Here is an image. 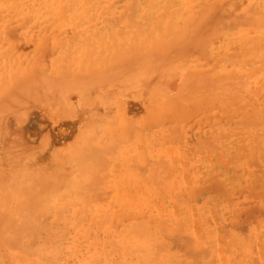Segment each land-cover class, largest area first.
Returning <instances> with one entry per match:
<instances>
[{"label":"bare ground","instance_id":"obj_1","mask_svg":"<svg viewBox=\"0 0 264 264\" xmlns=\"http://www.w3.org/2000/svg\"><path fill=\"white\" fill-rule=\"evenodd\" d=\"M135 1H137V0H135ZM135 1L130 0V2L127 5V8L130 7V12L135 19L134 22H133V20H130L132 17H128V16H130V15H128L129 13L127 14V12H126V14L123 15L124 14L123 11L126 9V8H123L124 10L123 9H122L123 11L121 10V13L123 12L122 13L123 17H121L122 19H121V21H119V26H117L118 28L116 30L117 32H115V30H114V33L110 34V35H113L115 38V40H113V41L110 40V42H109V43H112V46H114L113 42H115L114 44L116 46L113 49L114 52L110 50L108 45H105V48L103 47V50H102L104 53L103 54L102 51L96 47L95 42L92 44L93 46L87 44L88 46L85 45V47H83V45L81 43L80 44L82 46V47L80 46L81 49L83 48V51H86V54L88 53L87 54L88 56H90V55H93V56L91 58H88V56L86 55L87 56L86 59H85L86 56L83 57L84 54L79 56L80 52L82 51L80 49L79 54H76L77 56L75 57V53L78 50L77 49L76 52H74V55H71L73 57L70 56V58H69V56H67L68 58H66V57L61 58L62 60H64V62L62 60L59 61L60 59L55 60V62L57 64L58 63L59 64L55 65L54 64L55 62L53 63L54 65L51 64V65H53L51 70L53 69L55 72L56 71L57 72L53 74V70L51 72H50V70H48L49 74L50 73L53 74L50 78L48 77V79L47 78L44 79L43 76H40L41 72H38L39 74L33 73V75L32 74L31 75H27V74L21 75L20 74V76H19V74H13L10 72L7 73V75H4L5 73H3V72L0 73V246L7 247L9 245V243L7 245V242L9 239H11L10 241H12V243L15 244L16 247L18 246L24 251L27 249H29V250L31 249L32 252H34V251L36 252L38 250L37 252H41L40 254H41V258H42L43 262H41V263L36 262L35 264H49L48 261L56 262V260L58 259L57 256L61 253L59 251L61 246L60 247L58 246L59 247L58 251L60 252L59 254L56 253V249H54V248L52 251H40V249L42 247V243L36 242V238L40 239L38 235H41V238H42V236L46 237L47 235H52L55 227L57 226L56 225L55 227H53L54 223L52 220H51L52 223H51V221H50V223L48 222L49 225H44L43 216H46L47 218H50V219H54V218L56 219L57 217H60V216H63V214H66L67 211H72V214L75 216L77 214L81 215L80 211L86 212V210H85L86 207H85V204L83 206H80L79 202H82L83 200H84L83 202H85L86 198H88V195L90 197V194H87L89 189H90L89 191H91V189L97 188V187H95V185L97 186V185H99V183L100 184L104 183V182L101 183L99 180H98L99 181L98 182L95 179L96 174H94L95 176L93 175L94 172L98 173V172H100V169H101L99 167V170H98V166H101V165H97V164H99V162L97 164L93 163L95 158L96 157L99 158L101 156V154L98 156V154L95 153L96 155L94 154L95 156H94L93 161L91 158L92 150L99 148V146L97 147V145H95L97 142L96 143L94 142V141H98V138H96L97 140L93 139V141L89 140L88 136H90V135H88V134H91V133L86 130L88 132V134H86L85 136L88 135L86 137L88 139L82 140L85 137V136L83 137L84 133H87L86 131L83 132V130L85 128V123L87 121H89L90 119H92V117L90 115L93 114L94 109L91 111L88 109L87 112H89V114H88L89 116H87V113H85L87 116L86 122L85 121H82L83 123L81 122L80 118L82 116L80 115L81 117L79 118V120H80L79 125L81 123H82V125L80 127L75 126L78 129L77 128L73 129V132L75 131L74 133H76L77 130L78 131L80 130L83 132L82 133L79 131V134L77 133L79 135V136L77 135L79 137V138H76L77 141L72 138L73 136L70 137L71 135H69L71 140L69 141V139H70L69 138L68 139L69 142H68L63 137L61 140H59V139L58 140L61 142L64 139L66 142L63 140L61 143L56 139V137H51L50 134H48V132H46L47 128L46 129L44 128L46 131H44L43 134H40L39 135L40 137L30 136L28 134V132L26 134V131H34V133H35L36 131H39L41 128H43L42 127L43 125L41 124V122H43L42 121L43 117L40 118L38 115L34 114V113H37L39 110H46L45 112H47V115L50 117L54 116V114H55V115L59 116V118H63L62 115L64 113H61V112H65L68 109L69 110L72 109V110H70V112H68L69 110L67 111V113L65 112V116H68V113H69V115H70V113H74L73 110L75 108L73 107V103H72L73 99H75V100L78 99L77 102H79L78 103L79 105L81 102H85L86 105H88L87 102L88 103L90 102V104H91L92 99L89 101V97L91 95L92 88L97 87L99 85L107 87V85H105L106 83L104 81H105V79L106 80L108 79L109 81H111V83H109V81H107L108 87L107 88L102 87V88H104V90H106L112 84V80H114L115 82L118 81L119 87H117L118 90L116 89L115 94L117 95L116 92L118 91L119 96L117 95L118 96L117 97L114 94V92L112 91L113 92L112 95L114 97H117V99H116V98H113V96H112V99L114 101L117 100V102L115 101V104H114L115 107L113 105L112 106L116 109V111L114 109V111L117 113V117H115V118L116 119L118 118V119L116 120L114 118V116L112 115V118H114L112 120L115 121V123L117 122L116 124H118V125H116L115 123L114 124L118 127V131L117 130L115 131L114 130L115 128H113L112 125L110 126L108 124L111 120H109V122H108V120L106 119L107 116H105V113L107 112V114H108V111L110 110V108L105 113H103L105 111V108L101 110L102 112L100 111L101 113H103L102 115L100 114L101 116H103L102 118H104V116H105V119H106V120L104 119L103 121L108 122L106 124V126H110L109 127L110 129L113 128L110 131H109V129H106L107 131H105V130L104 131L107 133L109 132L110 134L113 133L114 131H115L114 133H116L113 136L111 135L112 137H114V139L112 138L114 141L116 139L115 138L116 136H117L118 140L124 139L126 137V135H124L123 132L127 129L130 130V128L133 127V126L131 127V125L133 123H131V125H130V122H135L134 123L135 127H138L140 129V131L135 130L136 134H134V136L137 138V144L140 142V140H144L143 144L141 141L143 153L151 156L152 151H154L151 148H153V149L155 148V150L157 148V147H152L153 146L152 143H156L157 141H156L155 135H150L149 133H147V130H146L147 127L145 128V125L147 126L146 122H149L148 119H150V121H151V119H154L158 115H159L158 117H161L164 115V117L167 119L169 118V120H170V118L171 119L175 118V120L178 118V121L176 120L175 122H180L179 119L180 120L182 118L184 119V117L187 115V114L185 115V111H186V109H188L187 107H194L195 108L197 106L198 110L194 109L193 112L194 111L196 113L200 112L201 114L203 113V115H204L203 118H199V121H198L199 123H201L203 121H204V123H207V122L211 123L212 122V124H214V125L216 124V126L218 127L219 122L225 121L229 124H230V122L231 123L233 122L232 125L230 124V126H232V128L230 127L231 130L228 126L229 124L227 125V123H225L223 126H221V125L220 126L222 127V129H224L225 128L224 126L227 125L228 126V127H226L227 131L230 130V132L229 131L228 132L232 136L236 135L238 139H239L238 135L241 134L240 140H237V142L235 141L236 142L235 146L237 145V150L243 151L242 152L243 154H245L244 152H246V156L248 154H251V152H253V149H257L256 153H258V155L260 157L263 155L261 153H264L263 147L257 146L254 142L255 140L253 141L251 139V136L248 135L249 138L252 140L251 141L247 136V133L250 132V131H248V129L250 128L249 124H247L248 121H253L254 123L256 122L260 126L261 130L264 132V87L260 88L261 84H264L261 82V81H264V0H260V1L257 0L259 3L256 5V7L254 6L255 7L254 10H251L253 12L249 11V8H248V12L246 11L244 13V15L241 16L243 19H248V21L251 24V25L249 24L250 28H247L246 27L247 25L244 26L243 25L244 20L241 17H239L240 19L238 18V21L241 22L243 26H242V28L237 27V28H239V29H236L237 31H233L231 29V26H234L237 23V18H233L236 13L234 12L235 14H233V17L227 19L228 21L227 20H226V22L224 21L225 23L223 21H221L220 15H221L222 9L217 12V10L219 8H221V6H220L221 1L219 2L218 0H197V1L195 0L198 4L197 9L200 10V12H197L196 10H193V11H195L199 14L195 16L196 13H193V11L189 10L192 12V14H194V16H192L188 11L185 10L186 12H188V14H190L189 19H188V16L185 15L187 18L186 19L185 16L183 17L180 15L181 12H184V9H185L184 8L181 12H179L180 14H178V17H177V19L180 18L182 21H176L177 19H175L174 22L170 21V22H172L171 24H169L167 22V21H169L168 18H171V20H173L174 17L169 16V14L166 15L165 9L169 10L172 7H175V5L169 7L168 3L171 2L170 4H172L174 1H178V2H180V5H182L183 2H185V1L189 2L192 0H150V3H153L152 6H150V5L143 6L142 5V7L139 10H137V9L134 10L133 8H131V7H133L132 5L136 6ZM134 2H135V4H133ZM158 2L162 3L161 8H160V6H159V8L157 6L154 9V7H153L154 4L156 5V3H158ZM229 2H230V0H229ZM139 3H140V1H139ZM177 5H179V4H176V7H177ZM191 5H190V7H191ZM247 5H248V3H247ZM247 5H244V8L247 7ZM253 5H255V4H253ZM135 6H134V8H135ZM137 6H136V8H137ZM125 7H126V5H125ZM194 9H196V8H194ZM153 10H155V12H153ZM174 10L176 11V9H174ZM127 11H129V10H127ZM241 11H244V10H240V12ZM169 12H170V10L168 11V13ZM228 12L230 13V11H228ZM240 12H238L236 15H238ZM134 13H136V14H134ZM173 13H174V11H173ZM226 13H227V11H226ZM162 14H163V16H162ZM171 15H173V14H171ZM175 15H177V13H175ZM240 15H241V13H240ZM191 17L193 19H191ZM164 19H166V21ZM236 26H234V27H236ZM238 26H239V24H238ZM168 29H169V31H168ZM220 37L221 38L225 37V38H222L225 40V43L222 46L216 47L214 45V42H216L215 40H217V38H220ZM192 52L194 53L193 54L194 59H191ZM82 53H84V52H82ZM109 53L112 54L111 57H110ZM115 53H116V55H115ZM208 53L211 56L208 55ZM103 55H105V56L107 55L108 58H107V61L100 64L99 60L101 59V61H103V59L106 58V57L104 58ZM101 56H103L102 57L103 59L101 58ZM198 56H200L203 59L206 56L208 57L207 59H209V58L212 59L211 63L213 64V66L211 68L207 67L205 65V63L202 62L204 60L198 59L199 58ZM215 56H219L220 58L219 59H218V57L215 58ZM61 65L63 68L61 67ZM63 65H66V68ZM67 66H69V67H67ZM70 66L73 68H71ZM56 67H58L57 68L58 70H55ZM38 70L41 71V69H38ZM43 72H45V71L42 70V73ZM12 74L15 76H13ZM258 74H260L259 77H257ZM1 76L4 78H2ZM8 76L10 77V79ZM107 76H109V77H107ZM5 77H8V78H5ZM111 78H112V80H111ZM101 83H104V84L102 85ZM114 87H113V89H114ZM256 87H258L260 90V92L258 93V96L256 94H252V96H251V90L256 88ZM96 89L94 92H96ZM109 89H111V86ZM109 89H108V91H109ZM97 92H100V93H98V95L102 94V91L97 90ZM149 93L151 94V96L149 97V100H148V99H146V97H147L146 95ZM252 93H254V92H252ZM253 96H255V97H253ZM91 97L95 98V93ZM110 97L108 96V98H110ZM144 97H145L146 101L147 100L149 101V102L147 101V104L150 102L151 103L145 106V104L142 103L144 101ZM100 98H102V97H99V100H100ZM105 99L108 102V99L107 98H105ZM112 99L110 98L111 101H113ZM55 100H57V101H55ZM59 100H61L62 102L65 101L63 103L61 102V105H62L61 109L59 106H57L58 103L60 102ZM95 100H97V99H95ZM95 100H93V104H94ZM110 100H109V102H110ZM146 101H145V103H146ZM100 102L101 101H99V103ZM55 103H57V104H55ZM65 103H66L67 107L64 106V108H63V104L65 105ZM70 103L72 104L71 106H70ZM90 104H89V107L91 109L92 106ZM102 104H101V106L99 104L100 108L104 107V103H102ZM79 105H77V108H79ZM109 105L110 104L108 103V106ZM227 105H230L229 107H231V109L227 108L228 107ZM52 106H53V111H52V114L49 115L48 111H49V113H51V110H52L51 107ZM56 106L60 109V110L59 109H57V110L60 111V112L58 111V114L59 113L62 114L61 115L62 117L60 116V114L59 115L57 114V111H56V113H54V111L56 110L55 109ZM80 106H82V103ZM106 106H107V104H106ZM143 106H144L145 111L143 109ZM233 106L236 108L233 109ZM62 109H65V111H63ZM80 109H82V108L80 107ZM191 109H193V108H191ZM213 109H215L214 112H212ZM196 113H194V115L197 116ZM85 114H83V115H85ZM71 115H73V114H71ZM71 115L68 116V118L70 117L71 118L70 120H73L74 118L71 117ZM147 115H150L149 116L150 118L147 119ZM152 115L155 117L151 118ZM43 116H45V115H43ZM57 116H55V117H57ZM55 117H54V119H56ZM88 117H91V118L88 119ZM158 117H156V118H158ZM47 118H48L47 122L50 121L49 123L51 124V122H52L51 118L50 119H49V117H47ZM98 118H99L98 120L101 121V123L95 122V121H94V123H96V124L100 123V124H98L97 128H100V130H101V128L104 129L105 127L102 124L106 123V122H103L101 117L98 116ZM93 119H94V116H93ZM186 119H185V121H187ZM200 119H202V120L200 121ZM60 121H61V119H60ZM66 121H67V119H66ZM92 121L93 120H90L86 124L90 125L92 123ZM72 123H74V120ZM181 123L183 124L182 121H181ZM59 124H57L58 127H59ZM96 124H93L94 126L91 124V126H92L91 128H95ZM219 124H221V123H219ZM245 124H247L249 127ZM48 125H47V127L49 128L50 126H48ZM69 125H70V123H69ZM99 125H102V126L99 127ZM115 125H114V127H116ZM211 126H213V125H211ZM251 126L253 127V124ZM58 127H57V129L61 130V128L60 127L58 128ZM82 127H83V129H82ZM88 127H90V126H88ZM88 127L86 126V128H88ZM217 127L214 126V128H216V129H217ZM242 127H248V129H245V132H244ZM106 128H108V127H106ZM209 128H208V133H209ZM219 128L220 127H218V129ZM123 129H125V130L123 131ZM199 129L202 130V128H199ZM216 129L214 130L212 127V130L216 131ZM218 129H217V131L221 132L222 129L221 130H218ZM58 130H57V132H58ZM163 130L167 131V129H165V128L164 129L162 128L161 131L163 132ZM210 130H211V128H210ZM212 130L210 131L211 133L213 132ZM224 130H226V129H224ZM40 131H42V129ZM66 131H65V134H66ZM92 131H93V129L91 130V132ZM127 131H125V132L127 133ZM141 131H142V135H141ZM170 131H172V129H170ZM170 131L169 130L167 131L166 136H163V135H165V133L163 135H161V138H164L165 141L167 140V142L169 141L167 144H169L170 140L173 139L172 135H176L177 137H180L176 134V132H175L176 130L172 131L171 132L172 134L169 133ZM204 131L203 132L201 131L203 136L205 133ZM143 132H144V134H143ZM162 132H161V134H162ZM206 132H207V130H206ZM220 132H218V134H221V135L223 134V136L224 135L227 136V134L229 135L228 132H227V134H225L226 133L225 131H224L225 133H222V132L220 133ZM80 133H82L83 135L81 136ZM214 133L217 136V134H216L217 132H213L212 134H214ZM255 133H257V132H255ZM71 134L74 135L73 133H71ZM158 134H160V132H158ZM168 134L171 136H168ZM212 134L210 135V133H209V138H210V136L212 139L217 138L216 136H212ZM260 134H262V133H260ZM156 135H157V133H156ZM179 135H180V133H179ZM206 135H208V134H206ZM80 136H81V138H80ZM187 136H188V134L187 135L185 134V137H187ZM192 136L194 137V135H192ZM241 136H242V138H241ZM141 137L143 139H141ZM183 137L184 136H182V139H183ZM196 137L199 138V136H195L194 140L196 139ZM92 138H95V136H93ZM158 138H160V137H158ZM166 138H168L169 140ZM232 138H234V137H232ZM109 139H111V138H109ZM175 139L176 138H174V140ZM73 140H74L73 143L76 142L75 144L77 145V146L74 145L75 147L72 146ZM183 140L186 141L185 139H183ZM199 140H200V138H199ZM206 140L208 141L209 139H206ZM216 140H219V139L217 138ZM57 141L59 142L58 143L59 146L55 145V144H57ZM86 141L87 142L90 141L91 144L95 143L94 145L96 147L92 145L94 147V149L89 148V146L90 147H92V146L90 145V142H89V144H87ZM153 141H155V142H153ZM161 141H163V140L161 139ZM175 141L179 142V139L177 138ZM227 141H230V140H227ZM176 142L172 141L170 144L176 143ZM252 142H254L255 148L253 147ZM62 143H64V146H65V144L70 143L69 144L70 148H69L68 144L66 145V146H68L67 147L68 150L66 149V146L61 147L62 145L60 146V144H62ZM119 143L122 144L123 142L119 141ZM135 143L136 142L134 141L133 147H134ZM214 143H216V142L214 141ZM214 143L207 144V145L211 146ZM78 144H81V147L78 146ZM85 144H87L89 146L87 147V145H85ZM120 144L117 143V145H118L117 149H119L122 146ZM170 144H169V146L166 145L168 147L164 146L165 147V149H164L165 158L164 159L170 160L169 158L173 154V151H172L173 149L172 150L169 149V147L171 148ZM185 144H186V142H185ZM197 144H199V143L196 142V145ZM83 145H85L86 148H88V149L84 148ZM111 145L115 146V144L113 145V143ZM181 145H182V143H181ZM190 145H189V147H190ZM105 146H103V147H105ZM128 146L129 145H127V147H126L127 149H128ZM154 146H155V144H154ZM59 147H60V149H59L60 151L63 150V148L66 150L61 151V152H59V151L56 152V150ZM77 147H80L79 149H81V152H79L80 150L79 151L77 150ZM116 147L117 146H115L114 148H116ZM187 147H185V149ZM194 147H195V145H194ZM211 147H213V146H211ZM114 148H113V150H115L116 154H117V149H114ZM121 148H124V147H121ZM182 148H183V146H182ZM197 148L195 147V149H197ZM227 148H228V145H227ZM229 148H230V146H229ZM99 149L101 150V148H99ZM130 149H131L130 156H129V154L126 155V153H125L127 151L126 149H124L125 152L122 150H120L121 152H119L120 153L119 155L121 157H124V156L126 157L125 161H122V162H125L126 166H127L128 162L132 163L131 162L132 160L137 161V159H141V157H142V156L140 157V154L138 153L139 150L138 151L135 150V147L133 150H132V148L129 147V150ZM227 150H229V149H227ZM157 151L159 152V149H157ZM116 154L114 152V155H115V157L113 156L114 158H116ZM183 154H184V151H183ZM141 155H143V154H141ZM145 156L146 155H144V160L142 162L143 164L140 162L142 167L147 166V162H145V161H149ZM252 156L250 155V158ZM108 157L109 156H105V158H107V159H108ZM110 157H111V155H110ZM117 157H119L118 154H117ZM250 158H248V159H250ZM111 159H113V158H111ZM117 159H120V158H117ZM121 159H120V162H121ZM156 160H154L155 164L157 163ZM100 161H101V159H100ZM151 161H152V159H151ZM163 161L165 162L166 160L160 161V159L158 157V163L159 162L163 163ZM101 162H100V164L103 163V162L102 163ZM113 162H116V160H114ZM144 163H146V165ZM149 163H150V161L148 162V164ZM243 163H244V160H243ZM105 164L107 165V161L104 163V165ZM117 164H118V162L114 163V165H117ZM140 164H139V162H137V164L135 166V170H136V167ZM157 164H156V167L155 166H152V167L156 169ZM170 164H171V162L169 163L168 169H171ZM246 164H247V161L244 163V165H246ZM93 165H94V167L96 166L95 170H98V172L94 171L92 173V171H90V166H91V168H94V167H92ZM150 165H151V163H150ZM128 166H129V164H128ZM141 166H138V167L140 168ZM166 166H167V164H166ZM113 167H116V166H113ZM117 167H119V169L121 170L120 172H122V170H123L124 174H122V175L117 174L115 179L111 183V190L114 189L113 194L115 196H118L119 194H121L120 193L121 187H125V189L127 190V191H125L126 193L131 192L133 190L136 191L135 188L138 186H139L138 189L141 190L140 185H142L144 187L142 189V192L139 191V193L141 192V194H142L143 191L145 190L144 194L146 196V199L144 200V203H147L146 201L150 200V198H151L150 194H151V190L153 189V187L156 185H159V184L161 186V183H160L161 181H157L155 179H158L160 177V174L162 175L163 173H165V174L168 173V172H166L167 169L164 168L165 172L163 170L162 173H160L161 172L160 171L159 172L160 174H158L159 175V177H158L155 169H152V171L154 170L152 172L151 168H150L148 170V173H147V172H145V169H146V167H145L144 168L145 173L143 172L142 174L143 175L147 174V177H146V179H145V177L142 179L139 176V174H134L131 172V170L133 171L134 166L132 167V169L130 167V169H131L130 171H129L128 167H126V169L122 168V166H119V165H117ZM172 167H173V165H172ZM106 168L108 169L110 167H106ZM172 169H174V168H172ZM108 170H110V169H108ZM161 170H162V167H161ZM102 171H103V173L105 172L104 170H101V174H102ZM108 174H110V172ZM155 175L158 178H156ZM105 176H103V177H105ZM110 176H112V175H110ZM99 178L97 176V179H99ZM102 181H103V179H102ZM156 181L159 184L155 183ZM106 182H107V178H106ZM92 186H94V187L92 188ZM98 188H101V187H98ZM96 190H95V193H97ZM119 190H120V192H118ZM162 190H164V189H162ZM86 191H87V193H86ZM91 192H93V190ZM125 192H124V194H126ZM136 194H138V193L136 192ZM84 195H86L87 197ZM76 196H78V197L83 196V199L79 198L80 200H77L78 199L77 198L76 199L77 201L75 200V202H74L73 199ZM92 196H93V194H92ZM94 196H96V195L94 194ZM97 197H95V198H97ZM104 197H106V195ZM69 198H72V200H71V202L73 201L72 203L70 202ZM131 198H133V197H131ZM90 201L92 202V200H90ZM87 203L89 204V200ZM78 204L80 207H77ZM67 205H68V207L66 208ZM75 205H76V207H74ZM103 209H104V207H103ZM100 210H101V208H100ZM97 211H99V210L97 209ZM109 211H110L109 209L105 210V214L103 213L104 217L102 218V216H100L99 222H101V218L106 220L107 217H110ZM82 214H83V217L85 215L88 216L87 213L84 215V212H82ZM108 214H109V216H107ZM99 215L100 214L98 212V217H99ZM70 216H72V215H70ZM96 216L97 215H95V217ZM90 217H91V219H93L92 217H94V216H90ZM71 218H74V217H71ZM80 219L82 220L81 217H80ZM86 219H87V217H86ZM109 219L110 218H108L107 221H110ZM94 220H95V218H94ZM79 221L75 220L74 222L78 223ZM97 221L98 220H96V222ZM57 222H59V221H57ZM83 222H86V221H83ZM65 223H64L65 224L64 226H66V225L69 226L67 224V222H65ZM110 223L111 222H109V224H108V222H107L108 226H106V221H105V224L104 225L102 224L103 228H101V230L104 229V226L111 229ZM55 224H56V222H55ZM84 224H85V226H87L86 223H82L83 226H84ZM92 225H93V222H92ZM99 225H101V224H99ZM64 226H61V227H64ZM72 226H74L73 228H76V227L78 228L79 223H78V226H75L74 224ZM66 229L67 228H65V230ZM79 229H81V228H79ZM97 229H100V228L98 227ZM70 230H71V228H70ZM85 230H88V229H86V227L85 228L83 227L82 231L84 232ZM57 231H59V230H57ZM62 231H63V229H62ZM62 231H59V232L62 233ZM123 231L125 232V230H123ZM75 232H76V230H75ZM131 232H132V230H127V235L131 234ZM54 233H57V232H54ZM120 233L121 232H119V235H118L119 238L116 239L115 241L112 238V241H114V242L113 243L111 242V243L113 245L111 243H108V242L106 244V246L108 247L109 250H115L116 252H119L117 260L115 258H112V260L115 259L117 261V264H129L128 261L133 260V259L135 260L136 264H159L158 262L154 263L155 257L152 256L153 253L151 254V256L148 255L147 257H145V256L143 257L142 255L138 256L139 254L135 252L136 251L135 247L137 246L136 240L135 239L125 240V238H128L127 235L123 234V233L120 235ZM59 234H53V235H59ZM28 236L33 238V240L31 241V239H27L28 243L30 240V243L26 244L24 239L28 238ZM109 236H107V237H109ZM62 237L63 238H61V239H65V237H67V236H65V237L62 236ZM88 238H89V236H88ZM50 239L54 242V240L52 238H50ZM61 239H60V241H61ZM70 239L71 238H69V240ZM66 240H68V239H66ZM41 241H42V239H41ZM63 241H65V240H63ZM150 241L151 240H149V243H150ZM55 242H56V240H55ZM49 244H47V245H49ZM57 244H59V243H57ZM94 244H96V242H94ZM43 245H45V244H43ZM65 245H67V244L64 243L63 246H65ZM69 245H70V243H69ZM110 245H111V248L109 247ZM34 246H36V248ZM49 246H51V245H49ZM49 246H47V247L49 248ZM14 248L15 247H13V249ZM149 248L147 249V252L150 250ZM51 249H52V247H51ZM103 249L101 248V250H103ZM108 249L105 247V249L102 251V253L103 252L104 253L103 254L101 253L102 257L100 256V258H102L104 260V264H106L108 262L107 257L111 254L110 253L108 255ZM154 249H155V247H154ZM154 249L152 248V250H154ZM3 251H5V250H3ZM6 251H7V248H6ZM115 251H113V252H115ZM30 253H31V251H30ZM154 253H155V251H154ZM32 254H34V253H32ZM2 255H5V254H2ZM61 255H63V254H61ZM70 255H71V252H70ZM94 255L96 256V253ZM113 255H114V253H113ZM38 256H40V255L38 254ZM31 257H33V256L31 255ZM36 258H38V257L36 256ZM93 258H95V257H93ZM100 258H97V260L99 259V261H100ZM0 259H2L1 255H0ZM42 260H40V261H42ZM60 260L62 261V258ZM88 260H90V259L88 258ZM24 262L25 261L23 259V264H24ZM3 263L4 264L6 263V258L3 259ZM113 263L115 264V262H113ZM14 264H21V263L14 262ZM51 264H53V263H51ZM61 264H63V263H61ZM87 264H93V263L88 262ZM95 264H97V262ZM98 264H100V263H98ZM130 264H132V263H130Z\"/></svg>","mask_w":264,"mask_h":264},{"label":"rangeland","instance_id":"obj_2","mask_svg":"<svg viewBox=\"0 0 264 264\" xmlns=\"http://www.w3.org/2000/svg\"><path fill=\"white\" fill-rule=\"evenodd\" d=\"M139 1H140V3H139ZM196 1L195 0H192L189 2L185 1L186 3L183 2L184 4L182 3V5H180V2H178V1H174V2L172 1L173 2L172 4H170L171 2L168 3L169 7H171L173 5H175V7H172L171 9H169L171 13L170 12L168 13L169 10L165 9L166 15L169 14V16L174 17V19L172 18L173 20H171V18H168L169 21H167V22L169 24L174 22V20L177 19L178 14H180L179 12H181L184 8H185L184 12H181L180 15L183 17L186 15V16H188V19H189L190 14L192 16H194V14H192L191 11L196 10L197 12H200V10L197 9L198 4ZM218 1L219 2L221 1V3H220L221 8H219L217 10V12L222 9L220 17H221V21H223V22L224 21L226 22L227 19L233 17V14H235V13L237 14L238 12H240V10H244V11L240 12L241 15L239 13L238 14L239 16L235 14L233 17V18H237V23L239 24V26L236 23L237 26L236 25H234L236 27L231 26V29L233 31H237L236 29L242 28L243 25L244 26L247 25L246 27L250 28L251 24L248 21V19H243L241 16H243L246 11L248 12V8H249V11L254 10L256 5L259 3L258 1H260V0H258V1L257 0H230V2H229V0H218ZM129 2H130V0H0V73L3 72V73H5L4 75H7V73L10 72L13 74H19V76H20V74L21 75L22 74H24V75L25 74H27V75L32 74L33 75V73L39 74L38 72H41L40 76H43L44 79H46V78L48 79V77L50 78L54 73L57 72V71L55 72L52 69L53 74L52 73L49 74V71H48V70H50V72H51L52 66L54 64L55 65L57 64L55 62V60L60 59L59 61H61L62 60L61 58H64V57L68 58L67 56H69V58H70V56L74 55V52H76V50L78 49L77 52L75 53V57H76L77 56L76 54H79V51L82 47L80 45L81 43H82L83 47H85V45H87V44L93 46L92 44L95 42L96 47L98 49H100L101 51L103 50V47L105 48V45H108L110 50L113 51V49L116 46L114 44L115 42H113L114 46H112V43H109V42H110V40H112V41L115 40V38L113 35H110V34L114 33V30H115V32H117L116 31L118 28L117 26H119V21H121V19H122L121 17H123L122 13L124 12L123 15H125L126 12H127V14L129 13L128 15H130V16H128V17L133 18V19L131 18L130 20H133V22L135 20L134 17L132 16L131 12H130V7L127 8V5ZM135 2H136V6L138 4L139 5L137 6V8L135 5H132L133 7H131V8H133L134 10H136V9L139 10L142 7V5L143 6H146V5L152 6L153 5V3H150V0H137ZM135 2L133 4H135ZM158 3H156V5L154 4V6H153L154 9L157 6H158V8H159V6L161 8L162 3H159V4ZM247 3H248V5H247ZM176 4H179V5H177V7H176ZM253 4H255V5H253ZM125 5H126V7H125ZM190 5H191V7H190ZM244 5H247V7L244 8ZM134 6H135V8H134ZM123 8H126V9L124 10ZM194 8H196V9H194ZM174 9H176V11ZM121 10L123 11L122 13H121ZM127 10H129V11H127ZM185 10L188 11L190 14H188V12H186ZM189 10H191V11H189ZM173 11H174V13H173ZM226 11L228 14L226 13ZM228 11H230V13ZM153 12H155V10H153ZM197 12L193 11V13H196L195 16L199 14ZM251 12H253V11H251ZM175 13H177V15H175ZM134 14H136V13H134ZM171 14H173V15H171ZM162 16H163V14H162ZM186 16H185V18H186ZM239 17H241L244 20L243 25L241 22L238 21ZM179 19L180 18H178L176 21H182L181 19L180 20ZM191 19H193V18L191 17ZM164 20L166 21V19H164ZM170 21H172V22H170ZM237 27H239V28H237ZM168 31H169V29H168ZM222 38H225V37H222ZM222 38L220 37V38H217V40H215L216 42H214V45L216 47L224 45L225 40ZM81 50L82 51L80 52L79 56L84 54L83 57H85L88 53L86 54V51H83V48ZM82 52H84V53H82ZM102 53H103V51H102ZM193 54L194 53L192 52L191 59H194ZM107 55L106 56L103 55L104 58L106 57L105 59H103L102 58L103 56H101L103 61H101V59H100L99 60L100 64L107 61V58H108ZM111 55L112 54H110V57H111ZM115 55H116V53H115ZM208 55H210V54L208 53ZM87 56L85 57V59L87 58ZM92 56L93 55H90V56H88V58H91ZM71 57H73V56H71ZM198 57H199L198 59H203L200 56H198ZM217 57H218V59L220 58L219 56H215V58H217ZM207 58H208L207 56L204 57L203 60L205 62L204 61H202V62L205 63V65L207 67L211 68L213 66V64L211 63L212 59H210V58L207 59ZM62 61L64 62V60H62ZM51 64H53V65H51ZM63 66L66 68V65H63ZM61 67H62V65H61ZM67 67H69V66H67ZM57 68L58 67H56L55 70H58ZM71 68H73V67H71ZM38 69H41V71H39ZM42 70L45 72L42 73ZM13 76H15V75H13ZM259 76H260V74H258L257 77H259ZM8 77H5V78H8ZM107 77H109V76H107ZM2 78H4V77H2ZM9 79H10V77H9ZM111 80H112V78H111ZM107 81H109V80L105 79L104 82L106 83L105 85H107V87H108ZM261 82L264 83V81H261ZM109 83H111V81H109ZM101 84L103 85L104 83H101ZM110 86H111V89H109ZM110 86L108 88L109 91H108V89L104 90V88H107V87L101 86V85L97 86L98 88L97 87L92 88L93 92L91 91V95L89 97V101L92 99L91 104H90V102L89 103L87 102L88 105H86L85 102H81L82 106H83L82 107V106H80L81 103H80V105L78 104L79 103V102H77L78 99H76V100L73 99L72 100L73 102L71 101L73 103V107L75 108L73 110L74 113H70V115L73 114L75 116L74 117L73 115H71V117L74 118L73 119L74 123H72L73 120H70L71 119L70 117L68 118V116H70L69 113H68V116H65V112L67 113V111L69 109L66 111H65V109H62L63 111H65V112H61V113H64L63 115L59 113L60 116L61 115L63 116V118H59V116H57L55 114H54V116L50 117L47 115V112H45L46 110H39L37 113H34V114L38 115L40 118L43 117V119H42L43 122H41V124L43 125L42 126L43 128H41L42 131H40L41 129L39 131H36L35 133H34V131H26V134L28 132V134L30 136L40 137L39 135L43 134V132L46 131L45 129L47 128L46 132H48V134H50L51 137H56L57 140L58 139L61 140L64 137V139H66L68 141V139L73 136L72 138L77 141L76 138H79L78 134H79L80 130L79 131L77 130L76 133H74L75 131L73 132V129L80 127L83 123L82 121H85V122L87 121L86 117L89 116L88 115L89 112H87L88 109L90 111L93 109L95 110V111L93 110V114L90 115L92 117V119H90V120H93L92 123L91 122L90 123L93 125V124H96V123H94V121L101 123V121L98 120L99 119L98 116L102 118L103 116H101V115L103 113H105L106 111H108V109L110 108V110L108 111V114H107V112L105 113V116H107L106 119L108 120V122H109V120H111V121L108 123L107 121H103L105 119V116H104V118H102V121L106 122V123L102 122L103 123L102 125L105 127V128L103 127L104 129L101 128V130H100V128H97L98 124H100V123L96 124V126H95L96 129H95V128H91L92 126L90 123H89L90 125L86 124L90 120L87 121L86 123L84 122L85 128H84L83 132L87 130L92 135L95 133L93 135V136H95V138H92L93 136L91 134H88L87 131H86L87 133H84V135L82 134L83 132L80 131V132H82V133H80V135L81 136L83 135V137L86 134L90 135L91 137L87 135L89 140L93 141V139L97 140L96 138H98V141H94L95 143L97 142L96 144L95 143L91 144L90 141H88V142L86 141V142H87V144H89V142H90L91 146L97 145V147L99 146V148H101V150L99 148L92 150V156L90 155L92 158V161H93L94 156L96 154H98V156L101 154V156H100L101 158L100 157L99 158L101 159V161L103 163L97 157L93 161V163L97 164L99 162V164H97V165H101V166H98V170H99V167L101 168L100 172H98V170H95V167H96V166L94 167L95 164L92 166L94 168H91V166H90V171H92V173L94 171L98 172V173H95V172L93 173V175L96 174V176L94 175L96 177L95 179L97 181L99 180L101 183L102 182H104V183H102V184L99 183L100 186L95 185V187H97V188H93L94 186H92L93 189H91V191L93 190V192L89 191L90 189L88 190V193L86 191L87 194H90V197L88 195V198H86V201H85L86 203L83 202L84 200L82 202H79L80 206H83L85 204V207H86L85 208L86 212L80 211L81 212L80 214L82 216L78 215V214H77L78 216L77 215L75 216L72 214V211H67L66 214H63V216H60L62 219L60 217H57L56 219L55 218L50 219V218H47L46 216H43L44 225H49L50 221L52 220L54 223L53 227H55L56 225L57 226L55 227L52 235L46 236L47 238L44 236H42V238H41V235H38L40 239L36 238V242L42 243V247H43V248L41 247L40 251H52L54 248V249H56L57 254H59L61 252L59 254L60 256L59 255L57 256L58 259L56 260V262L58 264H61V263H63V264H87L88 262L93 263V264H95L96 262H97V264L98 263L104 264V260L102 258H100V256L102 257V254L104 253V252L102 253V251L105 249V247L108 249V247L106 246L107 242L113 243L116 239H118L119 238L118 237L119 232H121L120 235L122 233L127 235V230H132L131 234L127 235V237L129 239L125 238V240H132V239L136 240L137 246L135 247V250H136L135 252L139 254L138 256L142 255L143 257L144 256L147 257L148 255L151 256V254L153 253L152 256L155 257L154 263L158 262L159 264H264V160H263L264 159V153H261L263 155L260 157L258 155V153H256L257 149H253V152H251V154L247 153L248 155L246 156V152H244L245 154H243L242 153L243 151L237 150V145L235 146V144H236L237 140H240L241 134L238 135V137H239V139H238L236 135L232 136L229 133L231 128H232V126H230V124L232 125L233 122L232 123L230 122V124L225 122V121L219 122V123H221V124L218 123V127H220L219 129L216 126V124L214 125V124H212V122L211 123H209V122L204 123V121H203V122L199 123L198 122L199 118H203L204 115H203V113L201 114L200 112H197V113L195 111L193 112L194 109H197V106L195 108L194 107H187L189 109V110L186 109V111H185V115L186 114L187 115L184 117V119L183 118L181 120L179 119L180 122H175L176 120L178 121V118L176 120H175V118L174 119L170 118V120H169V118L168 119L165 118L164 115L161 117H158L159 115L156 116L158 118H156L155 116L152 115L151 118L155 117L156 119L154 118V119H151V121H150V119H148V118H150L149 117L150 115H147V119L149 120V122H146L147 126L145 125V128L147 127V129H146L147 133H149L150 135L156 136V141H157L156 143H152L153 144L152 147H157V148H156V150H155V148L154 149L151 148L152 150H154V151L151 150L152 151L151 156L143 153L142 144L144 143V140H140V142L137 144V138L134 136V134H136L135 130L140 131V129L138 127H135V124H134L135 122H130V125H131V123H133L131 125V127L132 126L133 127L130 128V130L127 129L129 132L127 130L123 129V131L124 130L127 131V133L125 131L123 132V134L126 135V137L124 139L118 140L117 136L115 135L116 139L114 141L113 140L114 137H112V136L114 134H116V133H114L116 130L118 131V127L116 126L118 124H116L117 122L115 123V121L112 120L115 117H117V113L115 112L116 109L114 108L115 107L114 106L115 101L117 102V100L114 101L112 99V96H113L112 93L114 92V94H115L117 87H119L118 81L115 82L114 80H112V84ZM102 87H104V88H102ZM113 87H114V89H113ZM262 87H264V84H261L260 88H262ZM95 89H96V92H94ZM97 90L102 91V94L98 95V93H100V92H97ZM252 92H254V93H252ZM259 92H260L259 88L256 87V88L251 90V96H252V94H256L258 96ZM94 93H95V98L93 97L94 98L93 99L91 96H93ZM116 93L118 95V91ZM108 96L109 97L111 96L110 98L114 102L111 101L110 98H108ZM146 96H147L146 99L149 100V97L151 96V94L149 93ZM99 97H102V98H100V100H99ZM104 97L108 99V102ZM117 97L113 96V98H116V99H117ZM253 97H255V96H253ZM95 99H97V100H95ZM146 99L144 97V101L142 102L143 104H145V106L151 103L150 102L147 104L148 100L146 101ZM93 100H95L94 104H93ZM98 100L101 102L99 103ZM109 100L111 103L109 102ZM55 101H57V100H55ZM59 101H60L59 102L60 104L57 102L58 103L57 106H59L61 109V107H62L61 102L62 101L61 100H59ZM145 101H146V103H145ZM63 102H65V101H63ZM57 103H55V104H57ZM102 103H104V107L100 108ZM105 103L107 104V106ZM108 103L110 104L109 106H108ZM89 104L92 106L91 109L89 107ZM99 104H100V106H99ZM71 105L72 104L70 103V106ZM77 105H79V108H77ZM57 106L55 108L56 110L54 111V113H56V111H57V114H58V111L60 109ZM64 106L67 107L66 103H65V105L63 104V108H64ZM227 106H226L227 108L231 109V107H229L230 105H227ZM80 107L82 109H80ZM51 108H52L51 113H49V111H48L49 115L52 114L53 106ZM104 108H105V111L103 110L104 112L101 113L102 112L101 110ZM191 108H193V109H191ZM235 108L236 107L233 106V109H235ZM57 109H59V110H57ZM114 109H115V111H114ZM143 109H144V106H143ZM70 110H72V109H70ZM70 110L68 112H70ZM144 111H145V109H144ZM214 111H215V109H213L212 112H214ZM85 113H87V116ZM194 113H196L197 116L194 115ZM83 114H85V115H83ZM43 115H45V116H43ZM112 115L114 116V118H112ZM55 116H57V117H55ZM93 116H94V119H93ZM47 117H49V119L51 118V120H52L51 124L49 123L50 122L49 120H48L49 122H47V119H48ZM54 117L56 119H54ZM91 117H88V119ZM79 118L82 122L80 125H79V123H80ZM60 119L62 122L60 121ZM66 119H67V121H66ZM185 119L187 121H185ZM201 120L202 119H200V121ZM181 121L183 122L184 125L181 123ZM69 123H70V125H69ZM107 123L110 126L112 125L113 128H115L114 129L115 131L111 134L109 132L108 133L105 132V131H107L106 129H109V131L111 129H113V128L110 129L109 128L110 126H106ZM225 123H227V125L229 124L228 125L229 128L231 127L230 130H228L229 132L227 131V128H226V127H228L227 125L224 126L225 128L223 127L226 130L222 129V127H221ZM57 124H59V127L61 128V130L57 129V127H58ZM113 124L116 127H114ZM247 124H249V126H250L249 129H248L249 126ZM247 124H245V125H247L248 127H242L243 131L245 132V129H248V131H250V132L247 133V136L248 135L251 136V139L253 141L255 140L254 141L255 144L259 147H263V149H264V132L261 130L260 126L256 122L254 123L253 121H248ZM252 124H253V127L251 126ZM47 125L50 127L48 128ZM102 125H99V127ZM211 125H213V126H211ZM75 126H77V127H75ZM86 126L87 127L90 126V127L86 128ZM214 126L217 127L218 130L222 129L221 130L222 133L226 132L225 134H227V132H228L229 135L227 134V136L226 135L223 136V134L222 135L218 134V132H220V131H217V129L214 128ZM106 127H108V128H106ZM209 127L211 128V130H212V127L214 130L216 129V131H214V130H212V131L217 132L216 133L217 136L215 135V133L212 134L213 132L212 133L210 132L211 130ZM162 128L167 129V131L168 130L170 131V129H172V131L176 130L175 131L176 134L178 136H180V137H177L176 135H172L173 139L170 140V143H171L172 141L176 142L175 140L177 138L179 139V142H176L177 144L176 143H172V144L169 143L171 146V148L169 147V149L170 150L173 149L172 150L173 154L169 158L171 161L168 159H164L165 158L164 149H165V147L169 146V144H167L169 141L167 142V140L165 141L164 138H161V135H163L164 133H165V135H163V136L167 135L166 130H163V132L161 131ZM199 128H202V130H200ZM208 128H209L210 135L212 134V136H216L220 141L216 140L217 138H213L214 139L213 140L211 138V136L209 138ZM82 129H83V127H82ZM92 129H93V131L91 132ZM57 130H58V132H57ZM206 130H207V132H206ZM65 131H66V134H65ZM172 131H170L169 133L172 134L171 133ZM201 131L205 132L204 136H203ZM158 132H160V134H158ZM161 132H162V134H161ZM255 132H257V133H255ZM71 133H73L74 135H72ZM156 133H157V135H156ZM179 133H180V135H179ZM260 133H262V134H260ZM143 134H144V132H143ZM185 134L186 135L188 134L189 137L188 136L185 137ZM206 134H208V135H206ZM69 135H71V136L69 137ZM141 135H142V131H141ZM192 135H194V137ZM81 136H80V138H81ZM87 136H85L84 139H82V140L88 139V138H86ZM168 136H171V135L168 134ZM182 136H184L183 139H185L186 141H184L182 139ZM195 136H199L200 140L198 137H196V139L194 140ZM249 136H248V138H249ZM158 137H160V138H158ZM232 137H234V138H232ZM109 138H111V139H109ZM174 138H176V139L174 140ZM241 138H242V136H241ZM141 139H143V138L141 137ZM161 139L163 141H161ZM166 139H168V138H166ZM206 139H209V140L207 141ZM70 140H71V138L69 139V141ZM74 140L72 141V143L74 142ZM133 140L136 142L134 144L135 150L136 151L139 150L138 153L140 154V157L141 156L142 157H141V159H137V161L132 160L131 161L132 163L128 162L129 166H128V164L126 166L125 162H122V161H125L126 157L125 156L121 157L119 155L120 154L119 152H121L120 150L125 152L124 149H126L127 150L125 152L126 155L129 154V156H130L131 149L129 150V147L132 148V150L134 149V147H133L134 141ZM227 140H230V141H227ZM58 141H57V144H55V145H58V143L60 142V141L59 142ZM119 141L123 142V143L120 144ZM141 141H142V144H141ZM195 141L197 143H199V144H197L198 146L196 145ZM214 141L216 143H214ZM153 142H155V141H153ZM185 142L187 145L185 144ZM254 142H252V143H253V147L255 148ZM75 143H73L72 146H74V145L77 146ZM110 143L111 144L113 143V145L115 144V146H117V147L114 148L115 146H112ZM117 143L122 145L121 147H124V148L120 147L119 149H117L118 148ZM181 143H182V145H181ZM211 143H214L211 145L213 147H211L210 145L209 146L207 145V144H211ZM67 144H65V146ZM87 144H85V145H87ZM154 144H155V146H154ZM188 144L189 145L191 144L190 147ZM85 145H83L84 148H86ZM127 145H129L128 149L126 148ZM166 145H168V146H166ZM194 145L196 148L197 147L198 148L195 149ZM227 145H228V148H227ZM60 146L63 147L64 143L60 144ZM78 146L81 147V144H78ZM88 146L89 145H87V147ZM93 146L92 147L89 146V148L94 149ZM103 146H105V147H103ZM182 146H183V148H182ZM229 146H230V148H229ZM67 147L68 146H66V149L68 150ZM80 147H77V150L78 151L80 150L79 152H81V149H79ZM110 147L117 149V154L119 157H117L116 151L113 150V148L111 149ZM185 147H187V148L185 149ZM69 148H70V145H69ZM226 148L229 150H227ZM59 149H60V147L56 150V152L57 151L61 152V151L66 150L63 148V150L60 151ZM86 149H88V148H86ZM157 149H159V152L157 151ZM183 151H184V154H183ZM114 152L116 154V158H114L115 157ZM141 154H143V155H141ZM110 155H111V157H110ZM144 155H146L145 157L151 163V165H150V163L148 164L149 161H145V162H147V166H145L146 167L145 172H147V173H148V170L150 168H151V171H152V169H155L152 166L156 167V164L158 163V157H159L160 161L166 160L165 162L163 161V163L159 162L157 164V168L155 169L158 177H159L158 174L162 173L163 170L165 172V169H167L166 172L169 173V174L166 173L167 175L165 173H163L164 174V175L162 174L163 176L160 174L159 178L155 175L156 178H158L155 180L161 181L160 182L161 186L157 181L155 182L159 185L155 184L156 186H154L153 189L151 190V194H150L151 198H150V200L146 201L147 203H144V200L146 199V196L144 194L145 190L141 194L142 189L144 187L142 185H140L141 190L138 189L139 188V186H138L135 188L136 191L133 190V191L128 192V193L125 192V191H127L125 189V187H121V192H120V190L118 191L121 194H119L118 196H115L113 194L114 189L111 190V183L113 182V180L115 179L117 174H120V175L124 174L123 170H122V172H120L121 170L119 169V167H117V165L122 166V168H124V169H126V167H128L129 171L134 166L133 171L131 170V172L134 174H139V176L142 179L144 177L146 179L147 174H145V175L142 174L144 172L145 167H142L140 164V162L142 163L144 160ZM250 155L251 156L253 155V156L250 158ZM105 156H109L108 159L109 158L110 159L108 160L107 158H105ZM111 158H113V159H111ZM117 158H120V159L122 158L121 159L122 163L120 162V159H117ZM248 158H250V159H248ZM151 159H152V161H151ZM114 160H116V162H118L117 165H114V163H116V162H113ZM154 160H156V162H157L156 164H155ZM243 160H244V163L247 161L246 165H244ZM106 161H107L108 166L106 164L104 165V163ZM100 162L102 164H100ZM137 162H139V164H140L138 166H141V167L139 168L137 166L138 168L136 167V170H137L136 171L135 166H136ZM170 162H171V164H170L171 169H168ZM144 164L146 165V163H144ZM166 164H167V166H166ZM172 165H173V167H172ZM113 166H116V167H113ZM106 167H110V168H108L110 170H108ZM130 167H131V169H130ZM161 167H162V170H161ZM172 168H174V169H172ZM101 170H104L105 172L103 173V171H102V174H101ZM107 172L108 173L110 172V174H108ZM110 175H112V176H110ZM97 176H98V178L99 177L100 178L97 179ZM103 176H105V177H103ZM106 178H107V182H106ZM102 179H103V181H102ZM98 187H101V188H98ZM161 188L164 190H162ZM95 190L97 191V193H95ZM139 191H141V192L139 193ZM124 192L126 194H124ZM136 192L138 194H136ZM92 194H93V196H92ZM94 194L96 196H94ZM105 195H106V197H104ZM84 196H86V195H84ZM95 197H97V198H95ZM131 197H133V198H131ZM79 198L83 199V196H79V197L76 196V197H74L73 201L75 202L76 199L80 200ZM69 199L71 202L72 198H69ZM88 200H89V204L87 203ZM90 200H92V202ZM80 206H79V204L77 205V207H80ZM67 207H68V205L66 206V208ZM74 207H76V205ZM103 207H104V209H103ZM100 208H101V210H100ZM97 209L99 211H97ZM108 209L110 210L109 211L110 217H107V216H109V214H108L106 216L107 219L104 220L102 218L104 217L105 210H108ZM82 212H84V215L87 213L88 216L85 215L83 217ZM98 212L100 214L99 217H98ZM70 215H72V216H70ZM95 215H97V216L95 217ZM79 216L82 218V220L80 219ZM90 216H94V217H92L93 219H91ZM100 216H102L101 222H99ZM71 217H74V218H71ZM86 217L88 220L86 219ZM94 218H95V220H94ZM108 218H110L109 219L110 221H107ZM74 219L76 221L80 220L78 222L79 226H78L77 222H74L75 221ZM96 220H98V221L96 222ZM52 221H51V223H52ZM54 221L56 222V224ZM57 221H59V222H57ZM83 221H86V222H83ZM105 221H106V226H108L109 222H111L110 223L111 226L109 225L111 227V229L104 226V229L101 230V228H103V225L105 224ZM65 222H67V224L70 227L67 225H66L67 227L64 226L66 224ZM92 222H93V225H92ZM107 222H108V224H107ZM82 223H86L87 226H85V224L83 226ZM73 224L75 226H78V228L77 227L73 228L74 227V226H72ZM99 224H101V225H99ZM61 226H64V227H61ZM82 226L84 228L86 227V229H88V230H85L83 232ZM98 227L100 229H97ZM61 228L63 229L64 232L66 230L67 231L64 233ZM65 228H67V229L65 230ZM70 228H71V230H70ZM79 228H81V229H79ZM57 230L62 231L63 234ZM75 230H76V232H75ZM123 230H125V232ZM54 232H57V233H54ZM53 234H59V235H53ZM62 236H64V237L67 236V237H65V239H61V238H63ZM88 236H89V238H88ZM107 236H109V237H107ZM50 238H52L54 240V242ZM69 238H71V239L69 240ZM112 238L114 241H112ZM27 239H31V241L33 240V238L28 236V238L24 239L26 244L30 243V240L28 243ZM41 239H42V241H41ZM60 239H61V241H60ZM66 239H68V240H66ZM10 240L11 239H9L7 242V245L9 243V245L7 247L0 246V255L2 256V259H0V264H4L3 263L4 258H6L5 264H14V262H19V263L23 264V259L25 261L24 264H35L36 262H38V263L43 262V260L41 258V254H40L41 252H37L38 250L36 251L37 253L35 251L32 252L31 249L30 250L27 249L24 251L20 247H18V246L16 247L15 244H13L12 241H10ZM55 240L59 244H57L55 242ZM63 240H65V241H63ZM149 240H151L150 243H149ZM63 242L67 244V245H65L66 247L63 246L64 245ZM94 242H96V244H94ZM69 243H70V245H69ZM43 244H45V245H43ZM47 244H49L51 246H49ZM47 246H49V248ZM58 246L59 247L61 246L60 250H59ZM13 247H15V248L13 249ZM34 247L36 248V246H34ZM51 247H52V249H51ZM109 247L111 248V245ZM151 247L153 249L155 247V249L152 250ZM6 248H7V251H6ZM101 248L102 249L104 248V249L101 250ZM148 248L150 250L147 252ZM3 250H5V251H3ZM30 251H31V253H30ZM113 251H115V250H109L108 249V255L110 253L111 254L107 257L108 262L106 264H108V263L114 264L113 262H115V264H117L116 260H117L119 252H116V251L113 252ZM154 251H155V253H154ZM70 252H71V255H70ZM32 253H34V254H32ZM95 253H96V256L94 255ZM113 253H114V255H113ZM2 254H5V255H2ZM38 254L40 256H38ZM61 254H63V255H61ZM31 255L33 257H31ZM35 255L38 258H36ZM93 257H95V258H93ZM59 258L60 259L62 258L63 262ZM88 258L92 262L90 260H88ZM97 258H100V261H99V259L97 260ZM112 258H115L116 260L115 259L112 260ZM39 259L42 261H40ZM56 262L48 261L49 264H51V263L57 264ZM128 262H129V264L130 263L136 264L134 259L129 260Z\"/></svg>","mask_w":264,"mask_h":264}]
</instances>
